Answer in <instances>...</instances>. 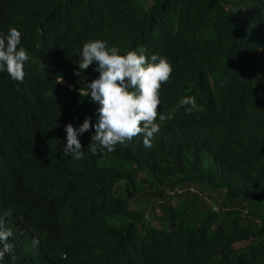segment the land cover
<instances>
[{
    "label": "trees",
    "instance_id": "1",
    "mask_svg": "<svg viewBox=\"0 0 264 264\" xmlns=\"http://www.w3.org/2000/svg\"><path fill=\"white\" fill-rule=\"evenodd\" d=\"M259 2L0 0V34L20 30L30 55L22 83L0 73V187L14 193L13 205L4 204L10 217L27 220L48 242L69 224L67 213L72 224L88 223V232L61 237L64 264H264V3L253 7ZM98 35L121 50L144 47L171 61L158 112L172 119L151 148L139 135L93 154L84 138V158L75 160L63 155L33 101L45 85L38 72L49 84L47 103H84L79 89L99 73L95 62L80 76L74 72L82 41ZM60 76L71 86H60ZM166 88L170 106L192 95L201 110L166 107ZM23 182L58 194L55 212L30 220L36 205ZM136 201L160 211L157 225ZM13 244L2 264H33Z\"/></svg>",
    "mask_w": 264,
    "mask_h": 264
},
{
    "label": "clouds",
    "instance_id": "2",
    "mask_svg": "<svg viewBox=\"0 0 264 264\" xmlns=\"http://www.w3.org/2000/svg\"><path fill=\"white\" fill-rule=\"evenodd\" d=\"M263 3L264 0H260L253 7ZM99 4L101 8L107 6L105 1ZM82 42L78 71L74 74L80 76L94 62L93 70L99 73L79 89L80 96L86 97L85 102L73 107L47 103L49 84L45 75L39 72L38 76L45 81V85L36 90L33 100L41 110L43 119L49 123L52 137L63 149V155L75 160L83 159L84 138L92 141L90 150L93 154L104 150L113 152L117 144L126 146L139 135L144 137L143 142L140 140L144 147L151 148L152 139L160 131L161 125L172 119L171 113L158 112L162 101L161 88L169 82L173 71L171 61L159 54L147 55L144 47L121 50L100 35ZM21 44L22 32L15 27L9 28L6 34H0V73L6 72L13 81L22 83L30 55ZM57 81L60 86H71L61 76ZM167 88L163 95L166 107L178 114H181L178 108L184 106L188 112L201 110L192 95L182 97L177 108L170 106ZM23 192L36 205L29 215L30 220H42L44 215L55 212L58 194H45L41 184L27 186L24 182ZM14 200L11 189L0 187V264L6 255L13 254L14 242L20 249L21 258L33 264H64L66 251L60 247L63 243L61 237L88 232V223L72 224L67 213L66 222L69 224L58 234H52L48 242L27 220L24 222L20 218L10 217L11 210L7 211L5 205H13ZM141 208L145 214L152 212L148 205ZM12 222L13 230L8 227ZM58 225L61 226L62 222L59 221ZM12 259H15L14 255Z\"/></svg>",
    "mask_w": 264,
    "mask_h": 264
},
{
    "label": "rangeland",
    "instance_id": "3",
    "mask_svg": "<svg viewBox=\"0 0 264 264\" xmlns=\"http://www.w3.org/2000/svg\"><path fill=\"white\" fill-rule=\"evenodd\" d=\"M63 82H64V81H63ZM186 192H187L188 194H189V192L192 193V194H194V193H197L198 190L195 189V188H189V189H186ZM176 201H177V198H173V199L171 200L172 203H176ZM136 202H137V201H136ZM137 204L139 205V204H141V202H137ZM139 207H144V205H139ZM160 214H161L160 211H157V209L154 210V211H152V212H147V213H146L148 219H149L152 223H154V224H156V225L158 224V221H157L156 217L159 216Z\"/></svg>",
    "mask_w": 264,
    "mask_h": 264
},
{
    "label": "bare ground",
    "instance_id": "4",
    "mask_svg": "<svg viewBox=\"0 0 264 264\" xmlns=\"http://www.w3.org/2000/svg\"><path fill=\"white\" fill-rule=\"evenodd\" d=\"M93 169V168H92ZM129 244V243H128ZM169 255V254H168Z\"/></svg>",
    "mask_w": 264,
    "mask_h": 264
}]
</instances>
